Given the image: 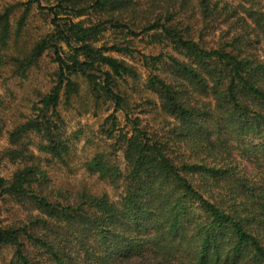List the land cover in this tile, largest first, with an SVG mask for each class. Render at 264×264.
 <instances>
[{
	"label": "trees",
	"instance_id": "16d2710c",
	"mask_svg": "<svg viewBox=\"0 0 264 264\" xmlns=\"http://www.w3.org/2000/svg\"><path fill=\"white\" fill-rule=\"evenodd\" d=\"M255 1L28 0L0 11V70L28 79L47 54L56 66L27 110L0 95V264H264V55L250 50L264 42V11ZM35 5L52 30L25 49ZM111 30L117 37L100 43ZM144 37L172 52L139 50L133 40ZM116 54L147 71L136 100L122 83L138 70ZM84 98L113 110L99 127L110 152L96 150L84 169L121 189L117 199L53 175V164L70 166L79 138L65 111ZM150 114L163 117L159 127L144 123Z\"/></svg>",
	"mask_w": 264,
	"mask_h": 264
},
{
	"label": "rangeland",
	"instance_id": "374dc122",
	"mask_svg": "<svg viewBox=\"0 0 264 264\" xmlns=\"http://www.w3.org/2000/svg\"><path fill=\"white\" fill-rule=\"evenodd\" d=\"M28 0H0V11L3 10L6 6L12 5L18 2H25ZM234 4L238 3L239 0H230ZM255 8L264 11V0H256ZM25 7L16 9L13 14L12 22L14 26L17 24L18 18L21 16ZM52 30V25L49 21V18L46 16V11H43L42 8L34 6L33 10L28 16V20L23 31V36L19 40L21 47L27 49L43 37L46 33ZM209 34V35H208ZM207 40L213 44L217 43L219 36L221 34L220 30L211 31L208 33ZM117 37L113 30L108 31L102 41L111 42ZM134 46L139 50L147 54H158L161 52L170 53L172 52L171 47L166 44H157L150 43L149 38H136L133 40ZM14 43V41H12ZM251 51L259 52L260 55H264V42L261 44H253L250 49ZM120 58L124 59L128 63H132L138 70L139 79L134 80L128 78L127 82H123L122 86L129 93L134 95L135 100L139 98L140 95L144 94L143 88L145 80L147 77V71L142 66L141 62L131 61L128 57L122 55H117ZM52 56L50 54L45 55L40 61V68L33 67L29 72L28 79H20L14 77V72L12 68H6L0 70V95L3 96V99L6 103L16 99L14 105L8 104L12 107H18V103H21L22 107L28 109L31 99H37L39 92H46L50 88V85L53 81V76L55 72V64L51 61ZM82 87L85 90V82L80 80ZM142 91V92H141ZM146 93V92H145ZM87 100L81 99L80 102H75L74 106L70 108L69 111H65V117L67 119V133L69 136H72L75 139V134L79 135L78 140L75 141V147L73 149V156L70 166L59 167L53 164V166L60 169H54L53 175L60 183L70 184L73 187L71 189L77 190L83 187H89L94 191H107L109 194L117 199L120 196L121 189H114L111 185H107L104 182L100 181L97 176L90 175L85 172L84 163L94 154L96 150H102L110 152L111 140L105 139L99 133V127L107 115H109L113 110H108L111 105H101L92 107L86 106ZM12 103V102H11ZM17 109V108H16ZM15 110V109H14ZM158 113V111H157ZM160 113V112H159ZM153 114V113H152ZM118 118L121 122L122 127L125 125V113L123 111L118 112ZM144 116V115H143ZM162 116L158 115L157 118H154L153 115H148L143 117L144 123H148L151 126L159 127L162 120ZM115 163L118 164L121 169L125 168L124 154L119 152L115 154ZM9 217H20L23 215L22 211H10L6 214Z\"/></svg>",
	"mask_w": 264,
	"mask_h": 264
}]
</instances>
